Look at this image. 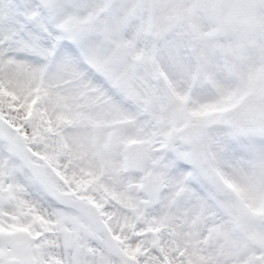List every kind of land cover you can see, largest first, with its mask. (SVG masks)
I'll return each mask as SVG.
<instances>
[{
  "label": "snow or ice",
  "instance_id": "6c2138e0",
  "mask_svg": "<svg viewBox=\"0 0 264 264\" xmlns=\"http://www.w3.org/2000/svg\"><path fill=\"white\" fill-rule=\"evenodd\" d=\"M0 264H264V0H0Z\"/></svg>",
  "mask_w": 264,
  "mask_h": 264
}]
</instances>
